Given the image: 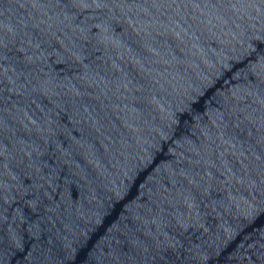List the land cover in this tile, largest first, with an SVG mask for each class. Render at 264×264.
<instances>
[{"label": "water", "instance_id": "water-1", "mask_svg": "<svg viewBox=\"0 0 264 264\" xmlns=\"http://www.w3.org/2000/svg\"><path fill=\"white\" fill-rule=\"evenodd\" d=\"M0 264H264V0H0Z\"/></svg>", "mask_w": 264, "mask_h": 264}]
</instances>
